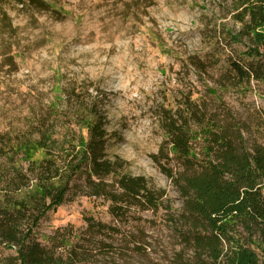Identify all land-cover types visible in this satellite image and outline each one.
Segmentation results:
<instances>
[{
	"label": "trees",
	"instance_id": "trees-1",
	"mask_svg": "<svg viewBox=\"0 0 264 264\" xmlns=\"http://www.w3.org/2000/svg\"><path fill=\"white\" fill-rule=\"evenodd\" d=\"M11 1L60 11L46 0ZM236 2L233 18L240 29L228 40L245 48L228 60L220 84L249 88L254 81L264 95V0ZM0 14L6 15L2 8ZM190 62L203 73L213 64L200 56ZM90 88H60L65 114L52 104L29 128L0 133V250L10 251L0 264H88L93 254L85 245L115 234V226L86 216L83 232L67 225L43 240L37 232L72 197L80 176L85 195L110 201V213L120 221L136 210L166 209L180 245L172 264H264V145L249 142V124L216 90L208 88L197 99L182 92L175 105L160 110L164 138L150 157L177 192L176 208L166 188L126 171L122 157L109 156L113 134L105 96ZM260 114L264 119V109Z\"/></svg>",
	"mask_w": 264,
	"mask_h": 264
},
{
	"label": "rangeland",
	"instance_id": "rangeland-1",
	"mask_svg": "<svg viewBox=\"0 0 264 264\" xmlns=\"http://www.w3.org/2000/svg\"><path fill=\"white\" fill-rule=\"evenodd\" d=\"M46 1L60 11L0 0L6 13L0 14V133L29 128L49 105L66 110L60 88L79 91L89 85L93 95L99 88L113 134L109 156L122 157L126 171L166 188L176 208L181 206L177 192L150 157L164 138L162 106L175 105L182 92L197 99L213 88L249 124V142L264 145L262 85L220 84L228 60L245 48L228 40V33L240 29L233 18L236 0ZM260 48L264 51V44ZM193 56L216 64L203 73L191 65ZM76 183L72 197L41 221V240L67 225L83 232L85 217L93 216L115 226L116 233L85 245L93 254L88 264H172L180 245L166 209L136 210L120 221L110 213V201L85 195L84 176ZM9 253L0 250V256Z\"/></svg>",
	"mask_w": 264,
	"mask_h": 264
}]
</instances>
